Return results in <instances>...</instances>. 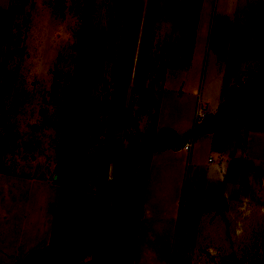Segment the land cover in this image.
I'll return each mask as SVG.
<instances>
[{
    "label": "rangeland",
    "instance_id": "rangeland-1",
    "mask_svg": "<svg viewBox=\"0 0 264 264\" xmlns=\"http://www.w3.org/2000/svg\"><path fill=\"white\" fill-rule=\"evenodd\" d=\"M197 1L0 0V169L18 165L21 175L50 185L52 202L62 207L68 248L85 243L94 230L106 234L99 239L106 246L71 264L129 263L132 248L118 233L128 202L113 190L111 165L130 145L156 138L159 111L160 128L191 127L196 99L207 86L201 69L209 14L203 9L196 31ZM256 82L247 97L260 105L264 78ZM215 98L207 95L211 103ZM197 145L193 153L203 150ZM145 162L130 170V186L138 192ZM190 165L186 153L167 148L150 162L151 264H160L175 242L170 264L209 258L213 264H264V222L241 246L228 239L216 257L208 241L193 238L194 218L183 222ZM176 208L180 221L171 224L166 214ZM259 212L264 215V207ZM53 241L48 249L62 245ZM44 246L21 264H35Z\"/></svg>",
    "mask_w": 264,
    "mask_h": 264
},
{
    "label": "crops",
    "instance_id": "crops-1",
    "mask_svg": "<svg viewBox=\"0 0 264 264\" xmlns=\"http://www.w3.org/2000/svg\"><path fill=\"white\" fill-rule=\"evenodd\" d=\"M195 1L192 0V3ZM203 9L207 16L209 14L206 23L207 46L201 69L207 85L205 94L196 99L189 129L179 132L172 127L160 128V111L156 125L157 133L172 129L179 137H192L189 150L183 149L182 145L167 149L186 153L187 163L192 166L186 182V214L183 222L194 218L193 238L208 241L209 249L216 257L227 247L228 239L239 240L238 246H241V241L257 234L260 223L264 222V215L259 212L264 207V165H258V158L264 161V102L258 105L247 97L252 85L264 78V0H201L200 13L194 26L196 31ZM246 84L250 86L230 121L210 132L194 131L195 124L214 114L220 104L230 98L235 88ZM207 95L216 96L213 103L209 102ZM201 102L205 110L200 106ZM204 111L208 113L204 114ZM196 145L203 150L197 147V152L193 153ZM165 149L153 152L148 164L142 215L131 264H151L153 261L148 241L152 214L146 204L152 201L148 174L153 155ZM245 170L248 174L247 187L243 186L247 175ZM260 175L262 181L259 182ZM199 200L201 204L196 207ZM181 201L182 196L179 198L177 193L176 206H180ZM54 202L50 185L21 175L18 165L7 171L0 169V264H21L29 253L38 252L40 246L45 245L48 249L52 239L66 246L62 242L64 233L61 231L65 227L62 225L64 220L60 218L62 207ZM179 213L176 208L169 211L166 218L171 224H178ZM246 217H250L251 222L243 223ZM247 223L250 224L246 230L244 224ZM175 243L171 244L160 264H170ZM211 244L213 246L210 247ZM54 248L50 247L46 252L40 249L36 255H47ZM205 264H213L212 259L209 258Z\"/></svg>",
    "mask_w": 264,
    "mask_h": 264
},
{
    "label": "trees",
    "instance_id": "trees-1",
    "mask_svg": "<svg viewBox=\"0 0 264 264\" xmlns=\"http://www.w3.org/2000/svg\"><path fill=\"white\" fill-rule=\"evenodd\" d=\"M249 84L242 85L235 88L229 99L220 104L217 111L214 114L207 115L201 122L195 124L194 131L198 133L213 131L217 126L224 124L232 119L237 109L240 107L244 99V92L249 88ZM187 135L179 137L172 129L161 130L156 138L150 142H140L132 144L122 154V156L113 163V190L117 195L123 196L128 202V208L126 212V220L118 228V233H122L125 248H132V252L128 259L129 263L132 262L133 249L135 240L137 237V227L139 219L142 215V197L145 177L151 155L153 152L162 148L180 146L187 139ZM68 144V143H67ZM78 144V142H76ZM136 153V157L132 153ZM146 160L148 164L144 171L143 188L141 192L133 189L130 186L131 168L133 169L135 164ZM145 162V164L147 163ZM133 163V166L131 167ZM68 170V169H67ZM65 166L62 167L60 172L67 177L69 171ZM111 234V233H110ZM103 232L94 230L88 236L87 240L83 244H76L70 248L65 245H59L50 251L47 255H38L36 257L35 264H58L60 262L64 264H71L77 260H81L85 257L86 253L92 248L104 247L105 242H101L99 239ZM125 236L126 239H125Z\"/></svg>",
    "mask_w": 264,
    "mask_h": 264
},
{
    "label": "built area",
    "instance_id": "built-area-1",
    "mask_svg": "<svg viewBox=\"0 0 264 264\" xmlns=\"http://www.w3.org/2000/svg\"><path fill=\"white\" fill-rule=\"evenodd\" d=\"M199 116L201 115V113L198 114ZM192 145V137H188L184 143L182 144V148L185 150H189L190 147Z\"/></svg>",
    "mask_w": 264,
    "mask_h": 264
},
{
    "label": "water",
    "instance_id": "water-1",
    "mask_svg": "<svg viewBox=\"0 0 264 264\" xmlns=\"http://www.w3.org/2000/svg\"><path fill=\"white\" fill-rule=\"evenodd\" d=\"M111 173H112L111 177L113 178V165H111Z\"/></svg>",
    "mask_w": 264,
    "mask_h": 264
}]
</instances>
